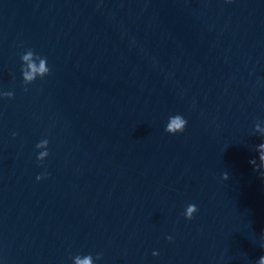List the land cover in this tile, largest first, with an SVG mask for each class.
Listing matches in <instances>:
<instances>
[{
  "label": "water",
  "instance_id": "1",
  "mask_svg": "<svg viewBox=\"0 0 264 264\" xmlns=\"http://www.w3.org/2000/svg\"><path fill=\"white\" fill-rule=\"evenodd\" d=\"M0 91V264H259L264 101L148 2L0 0Z\"/></svg>",
  "mask_w": 264,
  "mask_h": 264
},
{
  "label": "clouds",
  "instance_id": "2",
  "mask_svg": "<svg viewBox=\"0 0 264 264\" xmlns=\"http://www.w3.org/2000/svg\"><path fill=\"white\" fill-rule=\"evenodd\" d=\"M228 2H231V0H228ZM21 60L23 62L21 72H22L25 92L29 91L27 86L34 83L38 78L43 79L51 74V69L48 66L47 57L41 56L34 49L29 48L26 50V52L22 53ZM0 98L14 99L15 93L13 91H7V92L0 91ZM187 123L188 121L180 114L171 116L169 117V122L166 126L165 131L173 135L177 133H183L187 127ZM255 132H264V130H261L259 122H257L255 125ZM15 135L17 134L13 133V136ZM48 144H49L48 140H43L40 143H38L36 147L39 149ZM257 152L259 154V160L264 161V143H260L257 146ZM45 156H49L48 151L44 153H39L37 157L38 161L43 162ZM250 164L254 167L256 171H260V166L257 165L256 159H252L250 161ZM46 175H47L46 173L38 175L37 180H42L46 178ZM223 178L224 180L229 179L228 174L225 173ZM261 178H264V172H261ZM198 211L199 208L196 204H189L186 207V211L184 215L186 219L192 220ZM172 239L173 238L171 236L168 237L169 241H171ZM262 247H264V244H262ZM153 255H159V253L154 252ZM73 259H74V264H93L94 261L103 259V255L97 254L95 258L91 254L86 256L77 255ZM259 264H264V256L260 257Z\"/></svg>",
  "mask_w": 264,
  "mask_h": 264
}]
</instances>
